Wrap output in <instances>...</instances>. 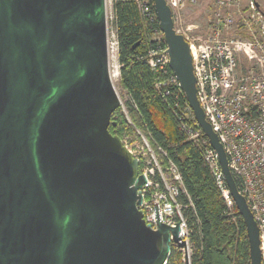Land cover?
<instances>
[{"label":"water","instance_id":"water-1","mask_svg":"<svg viewBox=\"0 0 264 264\" xmlns=\"http://www.w3.org/2000/svg\"><path fill=\"white\" fill-rule=\"evenodd\" d=\"M159 29L194 117L246 225L259 230L196 96L188 42L165 0ZM105 0H0V264H163L178 226L146 224L139 162L108 127L120 100ZM172 235V240L170 239Z\"/></svg>","mask_w":264,"mask_h":264},{"label":"built area","instance_id":"built-area-1","mask_svg":"<svg viewBox=\"0 0 264 264\" xmlns=\"http://www.w3.org/2000/svg\"><path fill=\"white\" fill-rule=\"evenodd\" d=\"M112 4V0H108ZM133 1L140 14L152 20L149 0ZM171 8L175 29L188 42L195 77L196 96L205 119L216 133L226 154L228 167L239 192L244 196L259 230L260 262L264 264V11L256 0L246 10L233 0H214L218 10L208 22L206 37L192 35L191 25L180 27V12L185 3L196 0H165ZM237 12V15L235 13ZM112 19V11H111ZM152 45L144 55L154 77V87L162 98L171 97V107L186 140L200 150L216 186L231 212L234 200L225 181L218 154L197 123L180 83L169 66V53L160 29L153 33ZM108 53L117 58V40L111 28ZM119 68V64H118ZM140 150L125 143L143 163L139 174L138 208L151 228L158 223L178 226V237L171 242L170 253L182 251L183 264H191L190 230L182 212L180 195L185 193L176 165L161 147L150 148L147 138ZM172 240V235H170Z\"/></svg>","mask_w":264,"mask_h":264},{"label":"trees","instance_id":"trees-1","mask_svg":"<svg viewBox=\"0 0 264 264\" xmlns=\"http://www.w3.org/2000/svg\"><path fill=\"white\" fill-rule=\"evenodd\" d=\"M152 20L140 14L131 0H112L111 28L117 40L118 84L126 95L125 105L133 124L118 107L108 127L123 140L124 132L138 127L157 150L177 167L185 193L180 195L182 212L190 230L191 264H251L246 225L235 203L230 212L203 161L199 148L186 140L178 127L171 102L154 87V77L144 55L159 30L153 0ZM140 166V162H139ZM176 256V259H175ZM167 264H182L180 255Z\"/></svg>","mask_w":264,"mask_h":264},{"label":"rangeland","instance_id":"rangeland-1","mask_svg":"<svg viewBox=\"0 0 264 264\" xmlns=\"http://www.w3.org/2000/svg\"><path fill=\"white\" fill-rule=\"evenodd\" d=\"M234 1V0H233ZM259 4L262 10L264 11V0H256ZM234 3L236 4L237 9L241 10H246V6L249 4V0H235ZM106 4V28H107V39L110 41L111 39V4L109 3L108 0H105ZM216 7V3L214 0H196L195 3L191 4L190 2L185 3L184 7L182 8L180 12V22H177V25L179 28L185 27L186 25H191V31L192 35L195 36H200V37H206L208 34V22L210 20H213V15L214 11L218 10ZM236 15L237 12L235 11ZM108 63H109V71L112 79V84L114 86V89L119 97L120 100V109L121 112L124 114V119L129 123L133 124L131 117L129 116L127 110H126V105H125V100H126V95L124 91L120 88L118 84V61L117 58L115 59L113 56V52L108 53ZM134 132H124L123 134V140L125 143H127L130 148L134 150H140L141 147L143 146V139L142 138H147L144 133L138 128L134 126ZM148 142L150 148L154 149V147L150 144L149 140L146 139ZM143 166L142 161L140 160V167ZM178 254L180 255V260L182 257V251L179 252H174V256ZM176 259V256H175ZM183 264V261H181Z\"/></svg>","mask_w":264,"mask_h":264}]
</instances>
